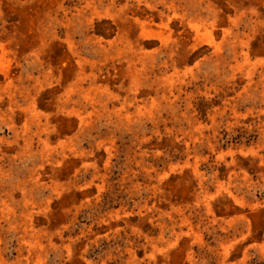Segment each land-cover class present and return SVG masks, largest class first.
<instances>
[{"label": "rangeland", "instance_id": "rangeland-1", "mask_svg": "<svg viewBox=\"0 0 264 264\" xmlns=\"http://www.w3.org/2000/svg\"><path fill=\"white\" fill-rule=\"evenodd\" d=\"M0 264H264V0H0Z\"/></svg>", "mask_w": 264, "mask_h": 264}]
</instances>
